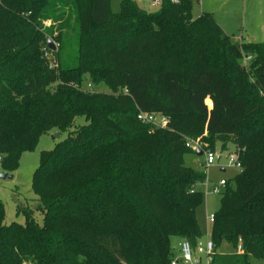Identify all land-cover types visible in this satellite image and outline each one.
Instances as JSON below:
<instances>
[{
  "label": "trees",
  "instance_id": "trees-1",
  "mask_svg": "<svg viewBox=\"0 0 264 264\" xmlns=\"http://www.w3.org/2000/svg\"><path fill=\"white\" fill-rule=\"evenodd\" d=\"M111 1L0 0L4 169L15 171L42 136L69 132L41 152L32 178L38 205L17 208L25 223L7 224L0 199V264H171L172 238L196 247L203 237L207 172L186 165L197 154L187 139L232 147L242 162L214 213L209 264L264 259V41H233L211 13L193 18L194 0H162L156 11L121 0L119 12ZM51 38L59 47L47 58ZM86 77L110 92L84 91ZM140 111L169 122L153 130ZM77 117L87 123L71 130ZM224 241H241L243 252L221 253Z\"/></svg>",
  "mask_w": 264,
  "mask_h": 264
},
{
  "label": "rangeland",
  "instance_id": "rangeland-1",
  "mask_svg": "<svg viewBox=\"0 0 264 264\" xmlns=\"http://www.w3.org/2000/svg\"><path fill=\"white\" fill-rule=\"evenodd\" d=\"M120 1L121 0L111 1L112 9L115 12L120 11ZM151 9L152 11H156L159 7ZM68 12L70 21L69 27H71L69 29V41H71V43L66 54L71 59L69 64L74 65L77 61L78 30L75 11L70 8ZM201 13H211L226 33L231 35L233 41L241 38L246 42L264 41V0H200V3L197 0H194L192 10L193 18H198ZM51 20L53 21V19ZM55 40L57 41V39ZM250 60L251 58L246 57L244 58L243 63L246 66H249ZM86 79L83 87H86L88 83H92L88 80V77H86ZM86 91L90 93L110 92L105 84H93V89ZM86 123L87 121L84 117H77L75 125L71 130H75ZM58 132L59 131L54 130L42 136L36 149L24 154L20 166L15 171H7L4 167L0 171V199H2L5 204V222L7 224H11L12 222L25 223L24 215L17 213L18 205H29L34 208V210L36 209L38 201L37 196L32 189L33 173L39 166L41 152L54 149L56 145L63 141L69 134V132H59L61 136L56 137ZM216 150L218 155L221 156L220 164L216 163L208 168L204 166V155L188 154L185 158L187 166L204 169L207 172V184L204 186L206 194L204 196L203 205L198 210V218L203 232V240H206L211 232L212 223L208 219V214L219 209L222 197V194H215L210 191L211 185L218 183L221 179L225 178L231 180L232 185L235 187L236 183L234 178L240 173V169L238 168L226 167L228 166L229 161L228 152H222L220 144ZM222 167H225V171L222 170ZM35 216L38 222L42 224L44 219L43 213L36 210ZM177 244V238H175L172 242L174 251L177 250ZM219 251L223 254H234L238 252L237 247L227 241L222 242ZM178 254L179 252H177L176 255ZM202 258L203 264H206L205 256L202 255ZM250 263L264 264V259L251 256Z\"/></svg>",
  "mask_w": 264,
  "mask_h": 264
},
{
  "label": "built area",
  "instance_id": "built-area-1",
  "mask_svg": "<svg viewBox=\"0 0 264 264\" xmlns=\"http://www.w3.org/2000/svg\"><path fill=\"white\" fill-rule=\"evenodd\" d=\"M171 2H173L174 4H179L181 0H171ZM161 5H162V0H151L152 8L154 7L160 8ZM52 24H53V21L51 19L45 18L42 20L43 28L50 27ZM53 42L55 44V49H57L59 47V43L56 41H53ZM44 51H45V56L47 58H50L53 56V52H52L53 50L50 47H45ZM52 65H53V62H52ZM55 66H58V64H55ZM82 89L84 91L89 90V89L91 90L93 89V84L88 83L87 86L82 87ZM206 103L208 104L210 108L213 107V102L210 98L206 100ZM138 119L145 124H151L153 126V130L163 129L167 126L169 122V118L161 112L140 111L138 113ZM186 145L194 149L196 152L197 150L203 151V155L205 156L204 166L206 168L216 163L220 164L221 156L218 155L217 150L205 149V147L202 145L199 139L197 140L187 139ZM228 157H229V161H228V166L226 167L238 168L240 170L242 169V162L239 160L236 149L228 152ZM3 162H4V157L2 154H0V171L3 168ZM227 182H228L227 179H221L218 183H215L212 185L210 191L215 194H223L225 192ZM206 184H207V181L203 185H201V188L204 191V194H206V191L204 189V186ZM208 219L213 224L215 220L214 213L209 214ZM214 248H215V245L210 235L209 237L206 238V240H203V239L199 240L196 247H194L189 240L182 239L179 243V255H174L173 259L171 260V264H203L202 255L205 256L206 264H209L210 261L212 260V253L214 252ZM237 250H238V253L243 252V246H242L241 241L239 245L237 246ZM24 264H29V263L25 262Z\"/></svg>",
  "mask_w": 264,
  "mask_h": 264
},
{
  "label": "crops",
  "instance_id": "crops-1",
  "mask_svg": "<svg viewBox=\"0 0 264 264\" xmlns=\"http://www.w3.org/2000/svg\"><path fill=\"white\" fill-rule=\"evenodd\" d=\"M138 1V3H139V5L142 7V8H145V9H147V10H149V11H152V6H151V0H137ZM199 3H200V0H197ZM144 3V4H143ZM202 14V13H201ZM236 42H239V43H241V42H246V41H244L243 40V38H241V39H239V40H236ZM54 133H57V132H54ZM59 133V132H58ZM56 137H57V134H56ZM233 148L231 147L228 151H224V152H230L231 150H232ZM222 170L223 171H225V168H223L222 167ZM223 179H225V178H223ZM215 184V183H214ZM213 185V184H212ZM212 185H211V187H212ZM211 187H210V189H211ZM212 213H215V212H212ZM212 213H210V214H212ZM208 216H209V214H208ZM199 219V218H198ZM200 226H201V224H200ZM211 228H212V226H211ZM202 229V228H201ZM211 233V232H210ZM175 238H177V242H178V244H177V250H175L174 252H175V254L174 255H176L177 254V252H179V243H180V241L182 240V238H178V237H174V238H172V242H173V240L175 239ZM179 255V254H178Z\"/></svg>",
  "mask_w": 264,
  "mask_h": 264
},
{
  "label": "water",
  "instance_id": "water-1",
  "mask_svg": "<svg viewBox=\"0 0 264 264\" xmlns=\"http://www.w3.org/2000/svg\"><path fill=\"white\" fill-rule=\"evenodd\" d=\"M48 43H49V47H50L52 50H55V44H54L53 40H52V39H49V40H48ZM60 136H61V134L58 133V134H57V137H60ZM197 154H198V155H203V151H202V150H197ZM219 158H220V157H219Z\"/></svg>",
  "mask_w": 264,
  "mask_h": 264
}]
</instances>
